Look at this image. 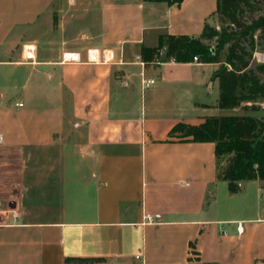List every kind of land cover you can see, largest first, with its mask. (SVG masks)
Returning a JSON list of instances; mask_svg holds the SVG:
<instances>
[{"label":"crops","instance_id":"0c3cea01","mask_svg":"<svg viewBox=\"0 0 264 264\" xmlns=\"http://www.w3.org/2000/svg\"><path fill=\"white\" fill-rule=\"evenodd\" d=\"M215 10L0 0V264L264 261V182L232 193L214 143L168 135L230 113L218 64L141 57L160 33L198 36Z\"/></svg>","mask_w":264,"mask_h":264},{"label":"trees","instance_id":"16d2710c","mask_svg":"<svg viewBox=\"0 0 264 264\" xmlns=\"http://www.w3.org/2000/svg\"><path fill=\"white\" fill-rule=\"evenodd\" d=\"M180 4L183 0H145ZM259 0H216L219 29L205 22L198 36L158 35L155 46L142 45L144 62L216 63L211 78L219 84L218 107L260 111L264 103V62L254 52L264 49V7ZM169 137L214 143L217 178L228 182L232 193L240 182H264V115L225 113L208 115L200 124L177 122ZM254 264H264L261 263Z\"/></svg>","mask_w":264,"mask_h":264},{"label":"rangeland","instance_id":"374dc122","mask_svg":"<svg viewBox=\"0 0 264 264\" xmlns=\"http://www.w3.org/2000/svg\"><path fill=\"white\" fill-rule=\"evenodd\" d=\"M259 6L264 7V0H259ZM213 26L216 27V29H219L220 23L218 21V17L214 16L210 22ZM262 44L264 45V38L262 39ZM253 59L255 62H264V49H258L257 51L254 52ZM210 68V66H208ZM207 69V68H206ZM262 80L264 81V76H261ZM215 93V91H214ZM213 98H215V95L213 96L212 94H209L207 97L208 102H213ZM261 107H264V103L261 104ZM230 113H237V114H244V113H252L254 115H264V109L261 108L260 111H249V110H244L241 106L232 109L229 111ZM5 208L3 199L0 201V209Z\"/></svg>","mask_w":264,"mask_h":264},{"label":"built area","instance_id":"2783aa9c","mask_svg":"<svg viewBox=\"0 0 264 264\" xmlns=\"http://www.w3.org/2000/svg\"><path fill=\"white\" fill-rule=\"evenodd\" d=\"M70 58H74V57L71 56ZM194 61H197V58H196V57H194ZM152 82H153V80H150V79L145 80V83H146V84H150V83H152Z\"/></svg>","mask_w":264,"mask_h":264},{"label":"bare ground","instance_id":"6f19581e","mask_svg":"<svg viewBox=\"0 0 264 264\" xmlns=\"http://www.w3.org/2000/svg\"><path fill=\"white\" fill-rule=\"evenodd\" d=\"M106 57H108V56H106Z\"/></svg>","mask_w":264,"mask_h":264}]
</instances>
